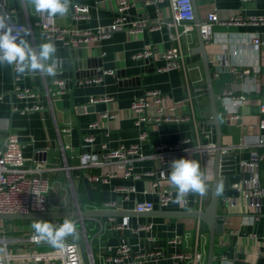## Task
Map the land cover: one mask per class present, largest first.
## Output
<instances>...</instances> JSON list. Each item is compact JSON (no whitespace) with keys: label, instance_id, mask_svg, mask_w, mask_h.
Wrapping results in <instances>:
<instances>
[{"label":"crops","instance_id":"obj_1","mask_svg":"<svg viewBox=\"0 0 264 264\" xmlns=\"http://www.w3.org/2000/svg\"><path fill=\"white\" fill-rule=\"evenodd\" d=\"M127 1L130 3L128 18H145L148 27L134 32L116 31L106 38L69 44L46 36L40 30L37 22L49 17L36 14L30 5L25 7L22 0L7 2L13 19L31 27L32 35L28 39L33 46L54 42L61 61L54 77L39 73L18 75L11 66L0 65V147L12 134L17 137L26 159L44 161L43 166L47 169L44 175L52 185L48 211L74 212L77 203L84 210H104L103 205L111 202L116 203V210L134 211L136 202L157 201L156 194L149 192L143 179H113L105 184L89 181L88 176L99 174L102 169L75 167L85 137L94 138L93 151L97 154L103 144L106 150L139 144L141 152L147 156L134 166L139 173L155 168L165 169L168 175L171 162L180 158L197 160L204 174L210 166L213 172L215 152L198 151L215 144L216 131L209 124L212 109L201 55L196 51L195 24L193 30L184 33L181 26L169 27L166 23L156 28L158 21H172L170 0L159 7L144 6L139 0ZM192 2L195 15L201 21L210 12H215L222 21L231 17L242 19L238 23L215 24L211 39L205 42L214 74V90L217 86L224 90L218 98V114L223 119L222 147L239 146L222 156L221 174L227 178V185L218 191V214L223 215V230L215 237L213 264H264V197L260 198L257 215L242 186L243 181L250 178L251 171L240 165L259 154L257 174L264 186V146H255L258 139L264 141V131L258 128L260 104L264 102V0ZM75 3L89 7L88 19L71 17V5ZM117 4L118 0H71L68 14L53 20L67 29H92L111 23L116 16ZM253 37L259 38L258 46L252 43ZM150 48L153 53L148 60L134 57ZM169 48L181 52V67L159 70L164 66L162 54ZM220 75L226 78L217 85ZM56 80L64 82L65 89L61 94L48 95L45 88L51 87ZM89 80L92 82L88 83ZM17 88L29 89L31 95L20 98ZM148 91H161L168 96L162 103L163 112L157 114L151 106L147 110L148 116L185 120L149 124L147 139L140 140L141 129L134 125L136 114L129 105L134 98ZM236 97L241 99L235 100ZM98 98L105 100L91 103L92 99ZM33 106H38L39 110H31ZM170 107L173 109L169 110ZM182 140H186L182 149L167 156L164 164L149 157L154 146H174ZM66 167L70 169L66 171ZM83 179L90 184L92 198ZM131 184L135 191L125 200L115 187ZM206 184V195L189 194L186 200L175 203L176 192L167 178L160 182V189L172 192V198L166 206L159 208L156 205L152 211L203 210L210 202L212 177H206ZM236 185L241 187L238 189ZM127 218L133 227L150 225V229L133 234L119 227L122 218H85L84 236L82 227L76 222L93 264H107L104 258L114 254L122 244L129 245L133 253L159 252L158 256L146 259L142 264H187L182 256L193 255L196 251L204 254L206 264L209 230L203 221L197 218ZM59 220L62 224L65 219ZM13 221V235L27 236L34 230L20 227L37 220ZM45 222L54 224V220ZM62 254L63 248H54L47 242L24 243L10 247L8 262L63 264ZM4 255L0 247V261L4 260ZM132 258L130 255L118 264H133Z\"/></svg>","mask_w":264,"mask_h":264},{"label":"built area","instance_id":"obj_2","mask_svg":"<svg viewBox=\"0 0 264 264\" xmlns=\"http://www.w3.org/2000/svg\"><path fill=\"white\" fill-rule=\"evenodd\" d=\"M142 5H155L159 7L166 0H139ZM8 0H0V8L2 12L8 13L12 17L13 23L18 26H25V24L17 22L13 19L12 11L7 8ZM170 6L172 10V21L163 22L158 21L156 28L159 25L166 23L169 27H182V32H189L193 30L194 10L191 0H170ZM72 10L70 15L73 19H88L89 7L81 4H72ZM130 3L127 0H118L116 8V16L111 23L98 26L92 29L86 30H72L67 29L59 25L53 20V18H45L37 25L40 30L46 34V36L56 37L59 40L68 43H77L82 41H89L92 39L106 38L111 33L121 30H127L134 32L143 30L148 27L145 18L129 19L128 10ZM240 17H231L227 20H220L215 12H210L200 23V31L204 41H208L212 37V28L215 24H230L233 22H241ZM31 29V27H29ZM32 31V29H31ZM252 43L255 46L260 44L258 37L252 38ZM152 49L138 52L134 55L137 59L148 60L152 56ZM164 60V66L159 70L178 69L181 67V52L176 48H169L162 54ZM18 80V78H16ZM95 81V80H94ZM92 82L91 80L88 83ZM46 93L61 94L65 89L64 82L56 80L51 87H46ZM20 98H27L31 95L29 89H16ZM168 99V96L161 91H148L141 96L134 98L129 107L136 114L134 125L141 129L139 134L140 140H145L148 137L147 127L149 124L157 123L159 121H184L185 119H173V118H161L159 116L150 117L147 115V110L153 106L157 114L163 112L162 103ZM241 97H236L235 100H240ZM105 99L98 98L92 99L91 103L99 102ZM31 110H39L38 106H33ZM173 108L170 107L169 110ZM106 117H113L112 115L104 114ZM144 128V129H143ZM260 131H264V102L260 104V121L258 124ZM186 140H182L179 144L174 146L156 145L150 154V158L160 160L162 164L165 163L166 157L170 154L179 152L182 149V144ZM94 138L85 137L80 145L81 153L78 157V164L76 168L88 170L91 168H101L102 172L99 174H92L88 176L89 181L94 183L105 184L113 179L123 180H145L147 183V189L151 193H155L157 197L156 202L143 201L136 202L134 205L135 212H149L157 205L162 208L168 204L172 198V192L163 191L160 189V182L168 178L165 169H151L143 173L136 172L134 166L136 163L141 162L147 158L141 150L139 144L121 145L116 149L106 150V146L101 145V152L94 153ZM258 147L264 146V141L258 139L256 145ZM239 146L221 147V156H227L229 151L237 149ZM205 149L215 150V144H211L208 148H199L198 151ZM260 160L259 154L255 155L254 159L248 162H241V167L249 169L251 176L249 179L243 181V188L245 190L244 195L247 198L249 205L254 208V212L258 215L260 213V198L264 197V186H262L258 179L257 168ZM44 161L34 162L26 159L22 154V147L15 135L9 134L6 137L5 143L0 147V214H27L35 212L48 211V205L50 202V193L52 185L48 178L44 175L47 169L43 166ZM68 171L70 168H64ZM212 167H208L205 170L206 177H212ZM236 188H240L241 185H236ZM115 190L123 194V199H127L130 192L135 191L134 185H119L115 187ZM104 210H116V203H106L103 205ZM77 209L80 210L77 203ZM257 218V217H256ZM4 221L0 220V247L4 250V260L0 261V264H9V248L11 246H18L24 243L31 245H37L42 242H36L33 240V232L27 236L13 235L15 230L10 225L8 229L4 225ZM77 222V220H76ZM53 225H60V220H54ZM119 227L125 228L130 233H137L142 230H149L150 225H139L133 227L129 224L128 218L123 217ZM82 232L85 236V227H82ZM159 252L144 251L133 253L132 249L127 244H122L116 249V252L110 256L104 258L107 264H118L124 262L130 255H132L133 264H142L146 259H150L158 256ZM63 264H82V258L80 250L74 238L67 239L65 246L63 247L62 254ZM90 256V255H89ZM91 258V257H90ZM187 264H204L205 257L201 251H196L193 255L182 256ZM92 262V259H91Z\"/></svg>","mask_w":264,"mask_h":264},{"label":"clouds","instance_id":"obj_3","mask_svg":"<svg viewBox=\"0 0 264 264\" xmlns=\"http://www.w3.org/2000/svg\"><path fill=\"white\" fill-rule=\"evenodd\" d=\"M25 7L31 6L36 14L49 18L66 16L69 12L71 0H22ZM32 35L31 29L13 23L12 17L0 11V65L13 68L18 75L43 74L56 76L61 67L57 57V47L52 41L43 42L33 46L28 37ZM168 181L175 189V203L186 200L189 194L206 195L208 186L206 176L201 171L200 163L193 159H174L171 162V171ZM222 187L218 182L217 189ZM31 228L33 240L47 242L54 248H63L67 238L78 236L77 223L73 219H65L60 225H53L43 220L33 222Z\"/></svg>","mask_w":264,"mask_h":264},{"label":"water","instance_id":"obj_4","mask_svg":"<svg viewBox=\"0 0 264 264\" xmlns=\"http://www.w3.org/2000/svg\"><path fill=\"white\" fill-rule=\"evenodd\" d=\"M192 1V0H191ZM193 4V2H192ZM194 10V4H193ZM195 29L198 37V47L196 48L197 52L200 53L207 91L210 98V104L212 109V118L209 120V124L213 125L216 131V142H215V158H214V166L212 173V190H211V198L208 206L203 210L198 211H180V212H167L162 210H155L149 212H135V211H124V210H76L74 212H61V211H46V212H35V213H27V214H0V220H56V219H74L79 222L80 227H85L84 219L85 218H114V217H130V216H140V217H164V218H197L203 221L209 230V238H208V248L206 254V264H213L214 260V248H215V237L221 235L223 230V215L218 214V182H222V187L227 185V178H224L221 174V162L222 156L220 154V148L222 145V129L221 124L223 123V119L219 117L218 114V98L223 94L224 90L217 88L214 90V74L213 70L210 67L209 59L206 54L205 49V41L202 37L200 31V23L195 15L194 10V20ZM223 76L220 75L218 78V82L222 81ZM86 190L91 197L90 184L87 179H83ZM221 187V188H222ZM220 188V189H221ZM76 244L79 247L81 258L83 264H93L91 262V258L89 256V251L81 234L78 232V236L76 237ZM86 242H88L86 240Z\"/></svg>","mask_w":264,"mask_h":264},{"label":"rangeland","instance_id":"obj_5","mask_svg":"<svg viewBox=\"0 0 264 264\" xmlns=\"http://www.w3.org/2000/svg\"><path fill=\"white\" fill-rule=\"evenodd\" d=\"M225 78H226V76L223 75V80L217 82L216 84L219 85V84H221L220 82L223 83L224 80H225ZM217 88H219V90H220L221 86H220V87L217 86ZM13 222H14L13 220H6V221H4V225H5V227L8 229V227H9ZM34 222H36V221H34ZM31 225H32V224H23L20 228H22V229H28V228H31ZM15 226H16V225H15ZM16 229H18V228L16 227ZM9 249H10V248H9Z\"/></svg>","mask_w":264,"mask_h":264},{"label":"trees","instance_id":"obj_6","mask_svg":"<svg viewBox=\"0 0 264 264\" xmlns=\"http://www.w3.org/2000/svg\"><path fill=\"white\" fill-rule=\"evenodd\" d=\"M96 202H97V203H100V202H98L97 200H96ZM44 221H45V220H44Z\"/></svg>","mask_w":264,"mask_h":264}]
</instances>
